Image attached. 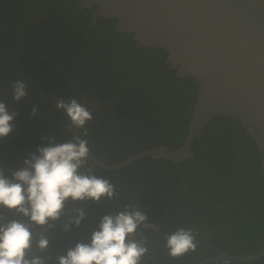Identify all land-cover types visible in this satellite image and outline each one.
<instances>
[{"label":"trees","instance_id":"16d2710c","mask_svg":"<svg viewBox=\"0 0 264 264\" xmlns=\"http://www.w3.org/2000/svg\"><path fill=\"white\" fill-rule=\"evenodd\" d=\"M93 11L82 10L78 0H0V103L14 114L11 133L0 138V172L6 178L26 168L25 160L41 147L83 140L87 155L113 165L184 142L198 90L194 79L179 77L164 51L139 48L116 34L115 22L92 24ZM18 81L26 93L19 101ZM72 99L91 113L82 127L57 108ZM190 147L191 157L179 165L146 156L107 171L83 159L78 172L107 180L111 198H69L59 219L44 226L0 207V226L12 220L26 224L32 232L26 258L59 264L78 243H91L104 216L139 210L146 219L130 241L147 250L139 264H264V256L252 263L209 262L221 253L264 250L263 155L256 143L238 123L217 118ZM79 210L84 219L77 226ZM146 224L157 231L142 229ZM181 229L191 232L195 247L172 257L167 241ZM42 237L46 249L38 246Z\"/></svg>","mask_w":264,"mask_h":264},{"label":"water","instance_id":"95a60500","mask_svg":"<svg viewBox=\"0 0 264 264\" xmlns=\"http://www.w3.org/2000/svg\"><path fill=\"white\" fill-rule=\"evenodd\" d=\"M78 1L82 10H94L92 24L113 21L114 32L130 37L137 47L164 51L169 67L181 78H193L198 88L187 135L179 148L145 150L113 165L90 155L84 159L107 171L146 156L179 165L206 125L226 118L254 140L263 155L264 175V0ZM143 228L157 230V226ZM263 256L264 250L250 256L221 253L211 260L252 263Z\"/></svg>","mask_w":264,"mask_h":264},{"label":"clouds","instance_id":"9594fccd","mask_svg":"<svg viewBox=\"0 0 264 264\" xmlns=\"http://www.w3.org/2000/svg\"><path fill=\"white\" fill-rule=\"evenodd\" d=\"M14 91V98L19 101L26 94L25 85L16 82ZM57 108L66 110L73 124L79 127L92 118L91 113L75 99L67 104L61 100ZM13 119L14 114H9L5 105L0 103V138L11 133ZM86 144L81 140L78 144L41 147L39 155L25 160L27 167L15 172L11 179L0 172V207L14 210L28 217L31 223L44 226L49 220L59 219L69 198L73 202L99 201L105 196L111 198L114 189L107 180L78 172L88 154ZM83 219L84 213L79 210L74 223L79 226ZM145 219L139 210L104 216L99 230L92 234L91 243H78L68 250L66 256L59 258V264H139L140 257L147 250L135 242L126 243V238ZM31 240L30 228L18 220L0 226V264H43L39 259L26 258ZM47 245V239L42 237L38 246L46 249ZM167 246L172 257L195 247L191 232L183 229L168 238Z\"/></svg>","mask_w":264,"mask_h":264},{"label":"flooded vegetation","instance_id":"af4514ba","mask_svg":"<svg viewBox=\"0 0 264 264\" xmlns=\"http://www.w3.org/2000/svg\"><path fill=\"white\" fill-rule=\"evenodd\" d=\"M191 155H192V154H191V147H190V152H189L188 157H191ZM144 226H154V225H147V224H146V225H142V229H144V228H143ZM155 231H157V230H155ZM131 235H134V237H136V234H131ZM131 235L127 238V243H129V242L134 238V237H133V238L130 239ZM211 261H213V260H211ZM209 262H210V261H209Z\"/></svg>","mask_w":264,"mask_h":264}]
</instances>
